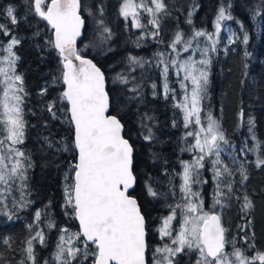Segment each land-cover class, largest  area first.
<instances>
[{"label":"snow or ice","instance_id":"6c2138e0","mask_svg":"<svg viewBox=\"0 0 264 264\" xmlns=\"http://www.w3.org/2000/svg\"><path fill=\"white\" fill-rule=\"evenodd\" d=\"M25 3L29 12L45 21L52 31L53 38L47 43L57 50L62 65L61 74L54 77V81L59 80L64 86L57 100L73 129L75 155L69 165L71 183L65 187V207L71 209V216L78 221L79 227L75 232L68 228L59 229L51 264H84L89 260L90 264H181L182 257L189 254H195L194 264H264V250L256 249L254 242L249 244L246 235L242 239L248 247H238V241L235 237L229 238V230L223 224V210L229 206L228 202L235 193L230 179L233 169L224 162L222 153L233 145L220 121L211 112L205 113L203 106L210 84L211 54L218 51L222 29L229 33L225 54L228 46L237 40L244 45L249 42V34L239 20L236 23L241 26L242 38L226 23L235 20L232 4H220L212 32L193 25L191 17L199 7L194 4L187 19V23L193 25L192 35L187 36L178 30L168 43L170 51L154 54L156 66L161 70L165 98L175 92L169 87V74L178 78L183 96L175 107L180 109L183 126L187 130L184 138H191L182 151L193 153V159L181 161L182 171L176 174L181 181L178 192L176 185L170 182L175 203L168 206L169 214L162 218L156 230L164 241L163 246L151 249L152 259L149 261L147 217L138 196L133 194L138 184L134 144L125 138L121 120L109 114L110 99L104 72L77 48V39L86 31L82 9L92 16L98 33L99 44L93 46L103 45L111 39L112 31L105 22L104 8L100 6L97 15L84 8L82 0H25ZM3 12L11 25L19 23L14 6L9 5ZM145 13L147 23L142 22ZM118 15L125 21L130 20L132 27L156 39L161 33V21L168 15L167 4L165 0H122ZM257 15H260V9L253 10L252 19L255 20ZM148 25L152 26L150 32ZM0 34L9 37L6 46L0 48L6 53L0 56V215L12 221L18 218L17 210L26 209L31 204L26 189L28 170L33 167V162L30 154L21 147L28 127L24 110L28 93L23 75L17 71L20 57L15 51L21 41L6 23H0ZM200 38H204L203 47L200 46ZM184 53L189 54L184 56ZM244 55L250 57L252 54L245 50ZM128 60L130 65L140 68L149 63L135 56H129ZM116 80L130 83L128 76L120 74ZM152 87L155 89L156 85ZM46 91L42 89L41 95ZM130 91L139 94V85ZM172 98L175 99V95ZM56 103L54 100L47 105V111L53 118H56ZM202 113L205 114L202 116ZM240 116L243 117L242 111ZM146 119L151 120L152 117L146 116ZM248 125V132L255 143L249 147L245 142L240 154L258 152L256 166H264V151H261L262 142L257 140L254 132V119H249ZM173 126H176L175 121ZM144 127L147 134L143 138L152 141V129L146 124ZM45 141L49 148L54 147L47 137ZM232 162L237 165L243 183L248 178L243 162L237 163L235 157H232ZM206 163L211 164L214 185L210 206L206 205L202 194V186L208 183L202 174ZM65 179H69L67 173ZM144 187L148 196L153 199L160 197L161 193L150 183L145 182ZM16 192L19 197L14 195ZM243 201L242 211L252 208L247 195ZM65 214L69 213L66 211ZM41 217L42 212L37 210L34 223L27 225L29 235L22 241L26 245L22 249L25 255L19 264H37L35 245L44 246L46 241L45 232L40 228ZM54 227L57 225L49 217L47 228ZM3 244L11 248V237L4 239ZM0 264H9L3 253H0ZM44 264L50 262L45 260Z\"/></svg>","mask_w":264,"mask_h":264},{"label":"trees","instance_id":"16d2710c","mask_svg":"<svg viewBox=\"0 0 264 264\" xmlns=\"http://www.w3.org/2000/svg\"><path fill=\"white\" fill-rule=\"evenodd\" d=\"M121 1L82 0L84 8L97 15V9L103 6L104 19L111 28L112 36L107 43L93 46L99 44L98 33L92 16L82 9L86 31H83L77 48L104 72L110 113L121 120L124 136L134 144L138 184L133 194L138 196L142 211L147 217L149 261L152 259L151 249L164 242L156 230L160 227L162 218L169 214L168 206L175 203L170 182L176 185L178 192L181 181L176 174L182 171L181 161L193 159V153L182 151L187 148L191 138H184L187 130L183 126L180 109L175 107L183 95L178 78L169 74V87L175 92L165 98L161 70L156 66L154 54L168 48L169 41L178 30L185 34L191 33L194 25L197 29L205 28L211 32L217 9L222 2L232 4L231 12L235 17V20L226 22L227 25L242 38L241 26L236 23L239 20L249 34V42L244 45L237 40L235 44L228 46L225 54L224 47L229 33L222 29L218 51L211 54L210 84L203 106L205 113L211 112L220 121L233 145L222 153L224 162L233 169L230 179L235 193L228 202L229 206L223 210V224L229 230V238L232 234L238 241V247H248L242 239L246 235L249 244L254 242L256 249L264 250V166L257 167L255 163L260 153L252 151L240 154L245 142L249 147L255 143L248 132L249 119H254V132L257 140L262 142L261 151H264V0H165L168 15L163 17L161 33L156 39L132 27L129 21L118 15ZM194 4L199 7L191 17L193 25H189L188 13L192 11ZM9 5L16 9L19 23L15 26L10 24L3 12ZM255 9H260V15L253 20L252 13ZM143 17L142 22L147 23V14H143ZM0 23L8 24L12 34L21 41L15 48L20 57L17 71L23 75L28 93L24 104L28 127L21 147L30 154L33 162V167L28 170L26 189L27 199L31 204L26 209L17 210L18 218L12 221L0 215V253H3L9 264H19L24 259L22 249L26 245L22 241L29 235L27 225L34 223V214L40 210V228L45 232L46 241L44 246L38 243L35 245L37 264H44L45 260L51 264L60 235L59 229L68 228L73 232L78 230L77 222L71 216V209L65 207V187L71 183L69 165L75 154L72 146L73 129L65 119L66 113L60 110L63 106L57 100L64 86L61 81H54V77L61 74V60L58 52L47 43L52 39L50 26L29 12L25 0H0ZM147 30L150 32L152 26L148 25ZM37 32L39 35H36ZM8 39L9 37L0 34V48L6 46ZM245 50L252 55L245 57ZM4 54L0 51V56ZM129 56L143 58L149 63L143 68L130 65ZM118 74L128 76L130 83L124 84L116 80ZM153 84L156 85L155 89ZM135 85H139V94L130 91ZM42 89H47L43 95ZM173 95L175 99L172 98ZM54 100L57 101L54 109L56 118L47 111L48 103ZM146 116L152 119L148 120ZM173 121L176 122L175 127ZM145 124L152 129V141L143 138L147 134ZM45 137L53 143V148L48 147ZM232 157L236 158L237 163L243 162L248 177L243 183ZM210 169L211 164L206 163V168L202 170L203 176L208 179V183L202 186L206 205L212 203L214 187ZM66 173L68 180L65 179ZM145 182L161 193L159 198L153 199L147 195ZM14 195L19 197L18 192ZM245 195L253 206L242 211ZM66 211L68 215L65 214ZM49 217L57 227L47 228ZM9 237L12 241L11 248L3 244V240ZM194 262L195 254L181 259V264ZM84 264H90V260Z\"/></svg>","mask_w":264,"mask_h":264},{"label":"rangeland","instance_id":"374dc122","mask_svg":"<svg viewBox=\"0 0 264 264\" xmlns=\"http://www.w3.org/2000/svg\"><path fill=\"white\" fill-rule=\"evenodd\" d=\"M122 2V1H121ZM214 21V20H213ZM129 22L131 23V21L129 20ZM214 29H213V25H212V31H213ZM211 31V32H212ZM186 35L187 36H191L192 35V32L191 33H186ZM200 40H201V47H203L204 46V38H200ZM195 46V45H194ZM161 51H164V52H169L170 51V49H168V48H166V49H163V50H161ZM189 53H184V56H187ZM4 55H6V53L4 54ZM197 58H199V56H197ZM183 96V95H182ZM181 100H182V97H181ZM192 159H189V160H187V161H191ZM209 205L208 206H210L212 203H208ZM173 223H175V221L173 222ZM230 238H232V234H231V237ZM58 242V241H57ZM164 243V242H163ZM163 243L161 244V245H159V246H163ZM157 247V246H156ZM53 256V255H52ZM52 259V258H51Z\"/></svg>","mask_w":264,"mask_h":264},{"label":"water","instance_id":"95a60500","mask_svg":"<svg viewBox=\"0 0 264 264\" xmlns=\"http://www.w3.org/2000/svg\"><path fill=\"white\" fill-rule=\"evenodd\" d=\"M82 37V36H81ZM81 37L80 38H78L77 39V45H78V42L80 41V39H81ZM53 38V37H52ZM57 51V50H56ZM85 58H87V59H91V58H89V57H87V56H85V55H83ZM92 60V59H91ZM93 61V60H92ZM93 63H94V61H93ZM98 67V66H97ZM105 87H106V82H105ZM109 114H111V115H113L112 113H110V110H109ZM126 138V137H125ZM77 222V225H78V221H76ZM78 227H79V225H78Z\"/></svg>","mask_w":264,"mask_h":264}]
</instances>
